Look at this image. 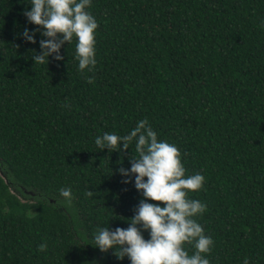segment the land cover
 Instances as JSON below:
<instances>
[{
	"label": "trees",
	"instance_id": "1",
	"mask_svg": "<svg viewBox=\"0 0 264 264\" xmlns=\"http://www.w3.org/2000/svg\"><path fill=\"white\" fill-rule=\"evenodd\" d=\"M26 8L0 0V264H131L91 236L127 228L143 199L118 171L135 142L109 151L95 137L145 118L186 175L205 177L188 196L207 205L195 219L213 238L210 264H264V0H92L91 70L78 68L75 37L63 60L35 63L43 37L22 33L42 26Z\"/></svg>",
	"mask_w": 264,
	"mask_h": 264
},
{
	"label": "clouds",
	"instance_id": "2",
	"mask_svg": "<svg viewBox=\"0 0 264 264\" xmlns=\"http://www.w3.org/2000/svg\"><path fill=\"white\" fill-rule=\"evenodd\" d=\"M24 2V0H21ZM92 0H27L30 9L24 15L30 23L42 28H24L23 38L36 43V34L41 51L33 55L35 63L49 58L63 60L60 50L66 42L76 38L75 50L78 68L91 70L96 60V30L98 21L88 10ZM135 142L136 156L130 160L131 167L118 169L123 183H131L142 193L134 215L129 218L127 228L99 227L91 236L93 245L101 251L114 249L123 259L127 256L131 264H210L205 253L210 252L213 238L206 235L202 225L195 219L207 205L198 199L189 198L188 192L203 187L202 173L186 175L178 147L166 140L158 139L156 131L147 118L137 124L126 135L104 132L95 137L100 149L121 151ZM122 146V147H121ZM147 177V179H145ZM92 191H88L91 196ZM58 205L70 207L74 194L70 187L59 189ZM149 200L162 201L163 205ZM143 230H148L150 238L145 239ZM193 243L195 251L189 255L183 246ZM46 251V242L38 245ZM244 264H248L247 258Z\"/></svg>",
	"mask_w": 264,
	"mask_h": 264
},
{
	"label": "water",
	"instance_id": "3",
	"mask_svg": "<svg viewBox=\"0 0 264 264\" xmlns=\"http://www.w3.org/2000/svg\"><path fill=\"white\" fill-rule=\"evenodd\" d=\"M0 174L3 175L1 171H0Z\"/></svg>",
	"mask_w": 264,
	"mask_h": 264
}]
</instances>
